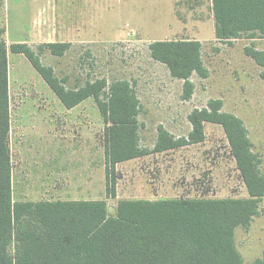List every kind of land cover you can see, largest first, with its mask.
Listing matches in <instances>:
<instances>
[{"label":"rangeland","instance_id":"obj_1","mask_svg":"<svg viewBox=\"0 0 264 264\" xmlns=\"http://www.w3.org/2000/svg\"><path fill=\"white\" fill-rule=\"evenodd\" d=\"M20 2L7 0L5 7L0 6V39L23 36L31 7H19ZM57 2L59 20L65 30L61 37L70 40L67 42L70 46L62 55H53L46 47L38 50V45H34L32 49L40 63L51 67L67 89L86 79L105 78L107 85L113 79L128 80L139 100L138 145L149 153L115 166L114 196L108 197L103 146L105 123L94 98L81 102L84 107L74 112L72 123L64 124L62 114L53 112L55 127L68 125L74 136L69 142L63 137L58 140L52 137L48 133L51 125L43 123L40 117L43 114L24 109L31 104L60 103L24 55L11 53V43L6 42L8 101L13 114L8 138L15 171L12 200L65 198L67 194L52 189L49 172L55 161L51 156L57 148L62 157L71 145L74 150L82 151L83 142L85 151L89 147L91 155L90 200L105 199L109 206H116L120 199L247 197L220 124L204 122L201 142H189L163 152L153 149L159 127L174 138L187 139L192 129L188 115L195 109L208 108L210 100L220 99L222 112L242 120L258 169L264 174V65L245 54L246 47L264 52V35L255 33L251 37L250 33H243L231 42L217 39L212 0ZM22 3L28 4L25 0ZM179 39L201 42L202 61L208 70L206 78L197 73L190 76L194 89L185 100L181 97L183 81L172 78L164 64L150 58L148 50L155 40ZM55 179L53 176L52 180ZM258 210L248 227H237L234 231V244L242 264H251L264 249V195Z\"/></svg>","mask_w":264,"mask_h":264},{"label":"trees","instance_id":"obj_2","mask_svg":"<svg viewBox=\"0 0 264 264\" xmlns=\"http://www.w3.org/2000/svg\"><path fill=\"white\" fill-rule=\"evenodd\" d=\"M0 0V6L2 5ZM215 37L231 42L243 33L264 35V0H212ZM67 42L43 43L62 55ZM150 57L166 66L172 78L183 80L182 99L194 89L193 73L208 70L198 40H155ZM22 54L66 107L93 97L105 123L103 146L106 194L114 196L115 166L149 151L138 145L139 100L131 83L105 78L66 88L51 67L40 63L26 43L9 46ZM8 47L0 39V264H242L234 244L237 227H248L259 213L264 174L252 151L247 130L237 116L222 112L221 100L188 115L187 139L174 138L162 127L154 152L175 149L204 139V122L223 127L247 197H179L162 200L120 199L116 206L103 200H12L9 151ZM245 54L264 65V52L246 47ZM106 89V91H105ZM106 196V197H107ZM111 209L114 211L112 212ZM251 264H264V249Z\"/></svg>","mask_w":264,"mask_h":264},{"label":"crops","instance_id":"obj_3","mask_svg":"<svg viewBox=\"0 0 264 264\" xmlns=\"http://www.w3.org/2000/svg\"><path fill=\"white\" fill-rule=\"evenodd\" d=\"M6 1L7 0H3L1 6L5 7ZM21 1L23 2L24 0ZM22 2L18 4L19 7L20 6L28 7V8L31 7V10L28 12V16H29L28 24H26V26L23 27V31H24L23 36L15 35L11 39H7V37H5L6 42L26 43L29 46L33 47L34 45L37 46L43 43L70 41V40L65 41L61 37L62 33L64 35L65 30L62 28L63 23H61L59 20L60 5L57 2V0H25V2H28V4ZM61 6H63V4ZM7 56H8V52H7ZM39 76L41 78V81L45 82L40 74ZM45 85L47 86V88H49V90L52 91V89L47 85L46 82ZM52 94L54 95L55 98L58 99L60 104L55 106H49V105L40 106V105L31 104V105H26L24 110L27 111L28 113L31 111L36 112L38 114L42 113L43 115L40 116L42 122L43 123L48 122L51 125V128L48 130L49 135H51L52 137H56L57 140L59 139V137H63L65 138L66 142L67 141L69 142L70 140L69 138H73L74 136V130L72 129L70 130V128H68V125L61 127V129L60 127H55L56 122L54 120L55 118L52 113L53 112L61 113L62 119L64 121L63 123L66 124L71 122V120L75 118L74 112L80 110L81 106L83 108L84 105H82L81 103L82 101H81L80 103L70 108L66 107L53 91ZM88 108L86 109V111H90V109ZM9 116H10L9 136H10L13 125L12 110H9ZM83 129L84 127L82 128V130ZM82 132L84 133V130ZM85 145H86L85 142H83L84 148L82 151L74 150V147H72L71 145L70 149L67 148L66 152L62 155V157H60V155L58 154L57 148L54 151V153H52L51 159L55 161V163L52 164L53 168L49 172V177L53 182L52 187H54L52 189H54L57 192L67 194V196L65 195V198L58 200H90L89 193L91 188V155H90L89 147L86 146V151H85ZM10 159H11V174H10L11 194L13 196L12 179L15 171L13 169V159L11 154H10ZM58 160H65V161L59 162ZM65 171L66 174L63 173ZM36 173L38 175V178L41 177L40 173L38 172ZM53 176L56 177L55 180H52Z\"/></svg>","mask_w":264,"mask_h":264},{"label":"water","instance_id":"obj_4","mask_svg":"<svg viewBox=\"0 0 264 264\" xmlns=\"http://www.w3.org/2000/svg\"><path fill=\"white\" fill-rule=\"evenodd\" d=\"M111 211L113 212V209H111Z\"/></svg>","mask_w":264,"mask_h":264}]
</instances>
